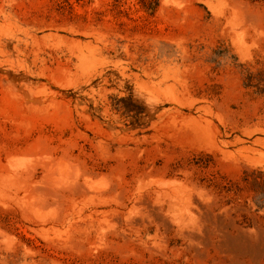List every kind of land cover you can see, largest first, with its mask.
<instances>
[{
	"label": "rangeland",
	"instance_id": "obj_1",
	"mask_svg": "<svg viewBox=\"0 0 264 264\" xmlns=\"http://www.w3.org/2000/svg\"><path fill=\"white\" fill-rule=\"evenodd\" d=\"M0 264H264V0H0Z\"/></svg>",
	"mask_w": 264,
	"mask_h": 264
}]
</instances>
